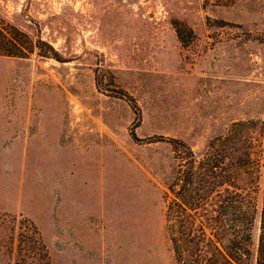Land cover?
I'll list each match as a JSON object with an SVG mask.
<instances>
[{
	"label": "rangeland",
	"instance_id": "1",
	"mask_svg": "<svg viewBox=\"0 0 264 264\" xmlns=\"http://www.w3.org/2000/svg\"><path fill=\"white\" fill-rule=\"evenodd\" d=\"M0 14L63 59L0 54V264H38L30 221L48 264H173L177 158L156 138L198 153L264 119V0H0ZM256 154L262 185L264 130Z\"/></svg>",
	"mask_w": 264,
	"mask_h": 264
},
{
	"label": "trees",
	"instance_id": "2",
	"mask_svg": "<svg viewBox=\"0 0 264 264\" xmlns=\"http://www.w3.org/2000/svg\"><path fill=\"white\" fill-rule=\"evenodd\" d=\"M177 34L180 31L177 28ZM41 56L63 60L53 47L0 14V54L26 56L33 48ZM123 97L135 112L138 106L129 94ZM264 119L232 120L224 132L211 136L195 153L183 140L158 136L167 141L177 158L175 174L166 184L164 220L173 264H264V176L256 154ZM130 135L135 137L133 129ZM261 193L258 233L252 240L256 213L255 196ZM38 250V264H48L46 247L30 221ZM13 264H18L14 260Z\"/></svg>",
	"mask_w": 264,
	"mask_h": 264
}]
</instances>
